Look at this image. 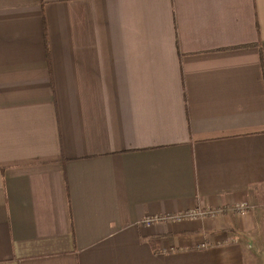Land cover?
I'll use <instances>...</instances> for the list:
<instances>
[{"label":"crops","instance_id":"1","mask_svg":"<svg viewBox=\"0 0 264 264\" xmlns=\"http://www.w3.org/2000/svg\"><path fill=\"white\" fill-rule=\"evenodd\" d=\"M0 264H264V0H0Z\"/></svg>","mask_w":264,"mask_h":264},{"label":"built area","instance_id":"2","mask_svg":"<svg viewBox=\"0 0 264 264\" xmlns=\"http://www.w3.org/2000/svg\"><path fill=\"white\" fill-rule=\"evenodd\" d=\"M250 204L248 202H242L240 204H238L235 207V210L240 213V214H247L250 211ZM216 213V211H202L200 209H193V210H189L186 211L184 213H180L177 215H169L166 217H151V218H147L145 219V224L150 225L156 221L159 220H175V221H182V220H189V219H197V218H201V217H206V216H210V215H214Z\"/></svg>","mask_w":264,"mask_h":264}]
</instances>
